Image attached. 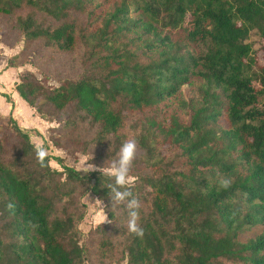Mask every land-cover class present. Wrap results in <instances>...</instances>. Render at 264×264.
Segmentation results:
<instances>
[{"label":"trees","instance_id":"16d2710c","mask_svg":"<svg viewBox=\"0 0 264 264\" xmlns=\"http://www.w3.org/2000/svg\"><path fill=\"white\" fill-rule=\"evenodd\" d=\"M0 36L24 40L7 67L30 62L48 77L65 56L56 85L31 71L14 82L56 122L53 147L108 167L136 140L143 228L128 231L99 169L59 156L53 168L0 114V264H264V0H0ZM88 193L108 222L80 241Z\"/></svg>","mask_w":264,"mask_h":264},{"label":"rangeland","instance_id":"374dc122","mask_svg":"<svg viewBox=\"0 0 264 264\" xmlns=\"http://www.w3.org/2000/svg\"><path fill=\"white\" fill-rule=\"evenodd\" d=\"M1 37V36H0ZM247 42L251 43L254 49L259 50V47L261 46V40L258 38L256 33L252 31L247 39ZM1 44L3 42L0 41ZM5 45L9 49H13V54L18 53L23 45H24V40L20 36L19 39L16 41L15 44L12 46ZM259 56H261V52L258 51L257 53ZM77 56V53H72L70 55V58H74ZM65 58V56H60L59 60L56 61L55 65L50 67L49 70V75L48 77H45L44 74H41V70L34 64V63H24L20 67H22V72L24 71H31L33 72L38 78H45V82L50 84V85H56V74L54 72V68L58 66L59 62L62 61V59ZM68 60V61H69ZM32 110V111H31ZM33 112V113H32ZM18 124L23 128L24 130H27L30 134L31 141L40 148H43L46 154L50 155V165L53 168L56 169H61L60 164H58L55 160V156H59L63 158V163L70 165L74 167L75 169L79 170L80 167L82 166V161L85 158H90V155L88 154H82V153H76V154H68L64 150L57 149L51 145L49 142V131L48 128L50 126H55L56 122H47L43 119H41L37 113L31 109L29 106L24 105L20 107V111L18 113V118L16 119ZM27 126V127H26ZM87 163V161H86ZM92 163V162H91ZM93 165L96 166L95 170H98L101 166L92 163ZM108 167H102V171L107 169ZM82 171V170H81ZM132 177V176H131ZM132 180L134 178L132 177ZM104 207V202L97 198L95 195L88 193L85 196L82 197V202L85 204V214L81 220V222L78 224V229L80 232V241H82L87 233L89 232L90 229L96 227L98 224L96 223L97 221V214L98 212L101 211V206L100 203ZM108 222V218L106 215V220L101 223H106Z\"/></svg>","mask_w":264,"mask_h":264},{"label":"clouds","instance_id":"9594fccd","mask_svg":"<svg viewBox=\"0 0 264 264\" xmlns=\"http://www.w3.org/2000/svg\"><path fill=\"white\" fill-rule=\"evenodd\" d=\"M136 140L128 139L123 142L119 148L118 155L111 161L108 168L103 170L99 168L100 175L108 177L110 183L106 185V188L111 192L110 200L116 204H123L127 210V229L130 233L137 237L143 235V228L138 224L139 218V201L136 196L133 195L131 185L133 183L132 177L130 176V166L136 156ZM45 151L43 148L37 150V158L43 160ZM90 158H85L82 161V166L79 171H83L87 174L91 170H95L96 166L93 165ZM87 161V163H86ZM231 183L230 178L221 176L218 179V184L221 188H227ZM101 211L97 214L96 223L99 225L101 222L106 220V213L104 207L99 201ZM110 222V221H109Z\"/></svg>","mask_w":264,"mask_h":264},{"label":"crops","instance_id":"0c3cea01","mask_svg":"<svg viewBox=\"0 0 264 264\" xmlns=\"http://www.w3.org/2000/svg\"><path fill=\"white\" fill-rule=\"evenodd\" d=\"M12 53L13 49H9L0 43V114L11 113L17 119L20 107L26 103L14 89V82L18 80L23 68L6 66L7 59ZM2 94H6L10 101H7Z\"/></svg>","mask_w":264,"mask_h":264}]
</instances>
